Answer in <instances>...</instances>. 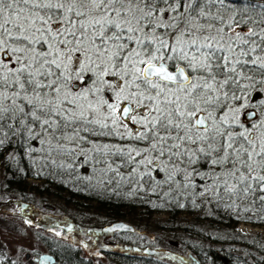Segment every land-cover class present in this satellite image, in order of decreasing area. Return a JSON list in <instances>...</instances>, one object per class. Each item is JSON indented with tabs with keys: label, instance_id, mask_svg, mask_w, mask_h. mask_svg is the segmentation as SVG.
Instances as JSON below:
<instances>
[{
	"label": "snow or ice",
	"instance_id": "6c2138e0",
	"mask_svg": "<svg viewBox=\"0 0 264 264\" xmlns=\"http://www.w3.org/2000/svg\"><path fill=\"white\" fill-rule=\"evenodd\" d=\"M158 4L168 0H0V85L13 86L11 95L0 92V104L10 100L45 132L71 129L70 141L85 140L82 131L146 141L143 151L92 148L138 165L153 164L152 153L189 166L215 153L212 165L231 166L224 180L228 192L239 184L247 193L249 181L264 191V175L254 167L264 170V144L258 152L255 146L234 148V137L222 128L226 121L213 115L222 90L238 84L245 70L255 71L248 64L264 69L260 56L244 59L256 52L257 42L238 32L221 35L222 29L201 33L171 15L183 3L164 10ZM181 62L188 73L178 67ZM5 111L0 106V113ZM225 135L226 144L217 140ZM227 177L237 183L228 185Z\"/></svg>",
	"mask_w": 264,
	"mask_h": 264
},
{
	"label": "trees",
	"instance_id": "16d2710c",
	"mask_svg": "<svg viewBox=\"0 0 264 264\" xmlns=\"http://www.w3.org/2000/svg\"><path fill=\"white\" fill-rule=\"evenodd\" d=\"M182 3L179 13H171L177 16V22H183L188 28L194 23L202 25L210 34L221 25L230 28L253 21L248 19L253 13L264 14L262 0H223L222 5L214 0H168L174 7ZM168 4L157 7L164 9ZM242 13L248 14L246 21ZM228 35L233 36L229 32ZM168 65L172 67V62L168 61ZM179 65L190 71L183 62ZM232 85L220 98L214 117L225 119L227 109L235 102L233 97L238 93L239 84ZM0 92L11 95L13 86L0 85ZM0 106L8 109L0 113L4 117L0 120V204H8L10 196L31 197L30 202L37 211L32 214L33 220L60 221L64 227L68 222L80 232L98 226L79 223L78 219L97 216L100 225L127 220L141 230L153 215L163 214L165 218L157 221L155 227L179 237L180 248L191 264H264V237L247 235L237 229L239 224L264 228V191H260L261 185L256 181H249L255 191L250 189L244 193L240 190L244 186L237 184L235 192H228L224 180L231 166L212 165L211 159L217 158L215 153L211 158L202 156L193 166L186 160L155 159L157 154L152 153L153 164L138 165L136 161L129 162L126 156L104 155L93 152L92 148L134 146L143 151L146 141L91 136L83 131L80 135L85 140L70 141L67 137L73 135L71 129L63 133L45 132L24 117L10 100H3ZM222 128L234 137V148L252 151L255 146L258 152L264 144V135L257 137L256 130L250 138L230 125L222 124ZM217 140L226 144L227 135ZM259 159L254 154V161ZM254 167L264 175V170L255 164ZM227 183L237 182L227 177ZM52 198L55 201L49 205L47 200ZM56 212L62 218L52 217ZM75 236L81 241L85 238L77 233ZM50 253L59 260L71 254L67 250L61 255ZM9 258V252L3 249L0 264H11ZM114 260L116 264H173L165 255L149 253L130 257L116 255Z\"/></svg>",
	"mask_w": 264,
	"mask_h": 264
},
{
	"label": "rangeland",
	"instance_id": "374dc122",
	"mask_svg": "<svg viewBox=\"0 0 264 264\" xmlns=\"http://www.w3.org/2000/svg\"><path fill=\"white\" fill-rule=\"evenodd\" d=\"M214 1L219 5L223 4V0ZM160 9L164 10L168 9V7ZM171 15L173 16V14ZM243 15L244 20L246 21L248 14L244 13ZM262 15L264 17V14ZM260 21H264V19L258 20L257 22ZM249 22L248 24L251 25ZM259 26L260 24L256 23V25H254L253 22V24L250 26L251 28L249 27L248 32H254L256 34L252 37L246 36V33H240L245 39L255 40L257 42L256 52L251 53L249 59L245 57V60L253 59L256 56L264 58V51L261 50L264 49V42L260 40V37H264V25H261L263 27ZM193 27H195V29L199 30L201 33H208L207 31L209 30L208 28L203 27L202 25H197L195 23L192 24L189 28ZM233 27L234 26H231L230 28H223L221 25L218 29L223 30L221 32V35H228V32L230 33ZM218 29H213L214 35H216ZM232 37H234V35ZM262 44L263 46L261 47ZM250 46L251 45H243V47L245 48H248ZM13 59H15L14 56ZM165 63L168 64V61H165ZM7 67H11V65H8ZM246 67L247 69H252V64H248ZM5 69L7 70V68ZM257 72L259 74H255L254 71L245 70L241 76L237 77L239 85L237 86L238 93H236L235 96L233 95V101L235 100V102L227 109L224 115L225 119H221V117L219 116H217L218 118L215 117L217 122L226 121V123H223L224 125H230L232 126V128H237L241 132H244L249 135L250 138L253 137L254 130L257 131V137L264 135V75H262L264 69H260ZM252 73H254V75ZM232 86L233 85L231 84L230 87H225L221 92L220 98L224 94H226L225 91H230ZM249 111H254V116L252 118L246 117ZM121 131H124V129H121ZM141 159H143V157H141ZM1 174L2 169H0V178ZM29 182L31 183L32 180H29ZM9 199L10 202L8 204H0V258L3 249L9 252L11 258H18L19 255L26 251L30 252L43 249L44 247L42 246V244L44 245V242H48L49 238L51 239V244H56V246L63 245L78 250L80 249L81 253H79L82 257L88 255L86 253L88 251L87 245L90 242H88V239L84 238L81 241L77 236H75V232H68L64 229V227H60V224L58 225L55 222L50 223L49 220L43 219H40L42 221L37 222L36 220H33L31 218L32 214H35L37 212L33 207L34 204L30 202L31 197L18 198L15 196H10ZM54 201L55 200L53 198L47 200L48 203H51L49 205H52V202ZM20 202L27 204V207L22 208ZM47 208L50 207L47 206ZM55 216L58 219L57 216L62 218L63 215H59L56 212L52 217ZM164 218L165 216L163 214H156L152 216L151 221H149V223L145 222L147 223V225L141 226L140 228V231H144V238L143 241L138 244L144 248L146 247L148 249L149 254L159 256H164L165 254H172L175 257H169V259L170 262H172L173 264H191L187 260L188 258L185 254L186 252L182 251L180 248L179 237L177 236V238H175L170 233H167L155 227L156 222L159 220H163ZM98 220L99 218H97V216H92L89 220L78 219V222L82 224H85L86 222L87 224H100ZM122 221L132 224L127 220ZM50 224L54 225L51 226ZM237 229L247 235L259 234L264 237V228L261 227H254L248 224H239ZM56 252L61 255L59 251ZM68 260H71V262H69ZM164 260H166V258H164ZM62 261L64 264H86L85 261L88 260L87 258H84L82 260L79 259L78 261V259L72 260L65 257L64 259L62 258Z\"/></svg>",
	"mask_w": 264,
	"mask_h": 264
},
{
	"label": "flooded vegetation",
	"instance_id": "af4514ba",
	"mask_svg": "<svg viewBox=\"0 0 264 264\" xmlns=\"http://www.w3.org/2000/svg\"><path fill=\"white\" fill-rule=\"evenodd\" d=\"M248 19H252L253 21H248L251 25L254 22V25L260 24L259 27H263L261 25H264V21L257 22L258 20L264 19V17L260 13H253ZM255 20V21H254ZM248 22L242 23V27L247 29L249 31V26H247ZM249 25V24H248ZM258 27V26H255ZM251 28V27H250ZM244 34V33H241ZM260 42V40H259ZM263 44L261 45V47ZM249 59V57H246ZM255 69L254 73L259 74L257 71L260 69L256 67L255 65H252V69ZM254 73H252L254 75ZM260 95V94H259ZM23 208V207H22ZM62 222V221H61ZM58 225L60 224V227H64L60 221H56ZM63 223V222H62ZM113 223V222H112ZM112 223L108 224H96L98 227L95 229H90V230H84V232H80L79 229H75L74 227L71 226L70 223H66L67 227H64L65 230L71 233H77L79 235H82L83 237L91 240L92 242L87 245V256H81V250L75 249V248H70L66 247L63 245L55 246L54 244H51V239H48V242L46 241L45 244L42 246L44 247L43 249L35 250V251H26L19 255L18 258H9V262L11 264H37L35 262V258H38L42 254H50L53 256L55 261L58 264H64L62 260L57 259L55 255H52L50 252L57 253L56 251H59L60 253L67 251H70L71 254L69 255V259H79L82 260L84 258H87L88 261H85L86 264H116L115 263V256L116 255H121L125 257H130L132 254H147L148 249L145 247H142L138 243L143 241L144 238V231H140L136 229L133 224V231L132 232H119V231H108L105 230L103 227L110 225ZM128 223V222H127ZM130 224V223H129ZM51 226L54 224H50ZM70 227V228H69ZM118 235V236H117ZM48 238V237H45ZM53 245V246H51ZM55 246V247H54ZM70 248V249H69ZM80 252V253H79ZM168 258H174L172 254H165ZM189 261V258L187 259ZM190 260H192L190 258ZM71 262V260H68ZM67 262V263H69ZM76 262V261H74Z\"/></svg>",
	"mask_w": 264,
	"mask_h": 264
},
{
	"label": "water",
	"instance_id": "95a60500",
	"mask_svg": "<svg viewBox=\"0 0 264 264\" xmlns=\"http://www.w3.org/2000/svg\"><path fill=\"white\" fill-rule=\"evenodd\" d=\"M247 33L248 30L243 28L242 26L239 25H235L232 28V31L230 32L231 35H235V33ZM169 71L171 72H175V69L173 67H169V65L167 64ZM178 67H183L185 68L183 65H178ZM185 72L188 73L189 71L185 68ZM254 116V111H249L247 113V118H252ZM21 206L23 208L27 207V204L25 203H21ZM105 230L108 231H119V232H132L133 231V227L131 224L125 222V221H116L113 222L110 225H107L105 227H103ZM35 262L37 264H58L55 259L53 258V256H51L50 254H42L40 255L38 258H35Z\"/></svg>",
	"mask_w": 264,
	"mask_h": 264
}]
</instances>
